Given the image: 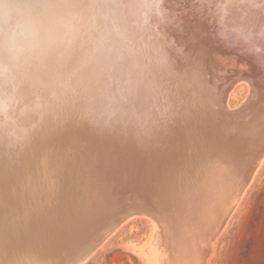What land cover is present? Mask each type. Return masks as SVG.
<instances>
[{"label":"water","instance_id":"water-1","mask_svg":"<svg viewBox=\"0 0 264 264\" xmlns=\"http://www.w3.org/2000/svg\"><path fill=\"white\" fill-rule=\"evenodd\" d=\"M263 158L264 0H0V264H205Z\"/></svg>","mask_w":264,"mask_h":264},{"label":"rangeland","instance_id":"rangeland-1","mask_svg":"<svg viewBox=\"0 0 264 264\" xmlns=\"http://www.w3.org/2000/svg\"><path fill=\"white\" fill-rule=\"evenodd\" d=\"M250 92L248 83L235 85L227 99L228 109L234 111ZM237 202L205 264H264V160ZM154 227L149 216L126 219L81 264H150L144 247L152 241Z\"/></svg>","mask_w":264,"mask_h":264},{"label":"bare ground","instance_id":"bare-ground-1","mask_svg":"<svg viewBox=\"0 0 264 264\" xmlns=\"http://www.w3.org/2000/svg\"><path fill=\"white\" fill-rule=\"evenodd\" d=\"M249 85H250V84H249ZM234 87H235V85H233V86L231 87V89L229 90V92H228V94H227V97H226V106H227V99H229V98H228V97H229V94L231 93L232 90H234ZM250 87H251V85H250ZM250 94H251V92H250ZM228 105H229V104H228ZM227 108H228V106H227ZM229 110H230V109H229ZM231 111H233V110H231ZM234 111H236V110H234ZM263 160H264V158L262 159V161H263ZM262 161L258 164V166L256 167V169L259 167V165H261ZM256 169H255V171H256ZM255 171H254V172H255ZM254 172H253L252 176L250 177L249 181L247 182L246 186L244 187V190H245V188L247 187L248 183H250V181L252 180L253 175H254ZM242 193H243V191H242ZM240 197H241V194H240V196L238 197V199H240ZM238 199H237V201H238ZM237 201L235 202V204L238 203ZM235 204H234V206L237 205V204H236V205H235ZM234 206H233V207H234ZM233 207H232V209H234ZM232 209L230 210L229 214L227 215V217H226L224 223L227 222V219H228L229 215H231L230 213H232V212H231ZM224 223H223V225L225 226L226 223H225V224H224ZM223 225H222V226H223ZM222 226H221L220 229L223 228ZM219 231H220V230H219ZM108 235H109V234H108ZM108 235H107V236H108ZM217 235H218V234H217ZM144 248H145V247H144ZM142 249H143V248H142ZM211 250H212V246H211V249H210V251H209V254H210ZM212 252H213V251H212ZM212 252H211V253H212ZM209 254H208V255H209ZM207 258H208V257H207Z\"/></svg>","mask_w":264,"mask_h":264},{"label":"clouds","instance_id":"clouds-1","mask_svg":"<svg viewBox=\"0 0 264 264\" xmlns=\"http://www.w3.org/2000/svg\"><path fill=\"white\" fill-rule=\"evenodd\" d=\"M4 15L6 17H14L16 15L14 6L11 5H4Z\"/></svg>","mask_w":264,"mask_h":264}]
</instances>
